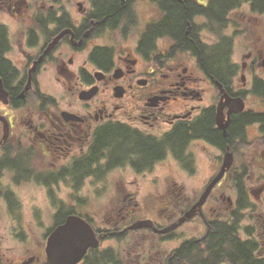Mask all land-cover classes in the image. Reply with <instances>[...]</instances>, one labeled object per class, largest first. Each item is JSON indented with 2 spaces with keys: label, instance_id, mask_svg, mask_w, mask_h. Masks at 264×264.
<instances>
[{
  "label": "flooded vegetation",
  "instance_id": "1",
  "mask_svg": "<svg viewBox=\"0 0 264 264\" xmlns=\"http://www.w3.org/2000/svg\"><path fill=\"white\" fill-rule=\"evenodd\" d=\"M254 2L0 0V212L12 218L0 223V264H42L74 216L100 240L79 264H171L184 242L205 251L225 229L264 262V0ZM93 209L116 215L98 225ZM14 230L28 247L19 260L1 252Z\"/></svg>",
  "mask_w": 264,
  "mask_h": 264
},
{
  "label": "water",
  "instance_id": "2",
  "mask_svg": "<svg viewBox=\"0 0 264 264\" xmlns=\"http://www.w3.org/2000/svg\"><path fill=\"white\" fill-rule=\"evenodd\" d=\"M0 91L4 92L1 84ZM208 191L203 195L198 205H201L204 201ZM187 215L189 216L190 213ZM185 219L184 217L178 223L167 226L162 232L174 230ZM153 224V221L149 219L140 221L136 226L152 227ZM99 244L100 240L90 223L81 217L74 216L67 223L56 229L49 237L46 246L47 260L42 264H79L88 249L90 247H98Z\"/></svg>",
  "mask_w": 264,
  "mask_h": 264
},
{
  "label": "trees",
  "instance_id": "3",
  "mask_svg": "<svg viewBox=\"0 0 264 264\" xmlns=\"http://www.w3.org/2000/svg\"><path fill=\"white\" fill-rule=\"evenodd\" d=\"M260 0H255L257 5ZM218 241H209L205 251L200 250L197 242L189 240L173 251L171 264H215L218 260H229L232 264H264L252 256L251 245L242 242L229 229L220 231ZM113 251H108L111 254ZM107 260V261H106ZM116 259L111 257L88 259L85 264H110Z\"/></svg>",
  "mask_w": 264,
  "mask_h": 264
},
{
  "label": "rangeland",
  "instance_id": "4",
  "mask_svg": "<svg viewBox=\"0 0 264 264\" xmlns=\"http://www.w3.org/2000/svg\"><path fill=\"white\" fill-rule=\"evenodd\" d=\"M111 201H112V198H109L108 202L111 203ZM91 202H93L94 205L105 204L106 203V197L105 198H99V197L97 198V197L94 196V197H92ZM92 215L95 218V223L96 224L103 225L106 221L114 219L116 214L115 213H111V212L102 211L101 209H98V210L93 209ZM10 219H12V218H9V216L4 215L3 212H0V223L9 224V222H11ZM182 229L188 233V232H190L191 228H190V226H185ZM195 231H196V229H193V232H195ZM14 232L16 233L17 230H14L13 233H9L10 237H7L6 242L3 245H1V247H3L1 252H6L8 255H11L13 260H19L21 258V256H22L21 254L24 253V249H26L28 247L26 245H17L15 242H13L14 239H12V238L15 237ZM33 232H34L33 236L34 237L37 236L39 238V234L40 233L35 234L34 230H33ZM37 232H41V231L39 230ZM149 237L150 236H145L146 239H148ZM10 240H12V241H10ZM156 241L160 242L158 240H156ZM156 241H155L156 246L162 248L164 251H166L168 249V247H170V248L173 247L174 248L177 245V243H178V241H173L172 245L169 246V243L160 245V243H157ZM112 243H113L112 245L114 246V248H116V249L112 248V250L116 251V252H119L120 250L118 248H121L122 246H120L119 244H117V242H114V241ZM35 247H36L35 245H30V249H32V250L36 249ZM4 262L8 263V261H6V260H4ZM157 264H161V262L159 260H157Z\"/></svg>",
  "mask_w": 264,
  "mask_h": 264
}]
</instances>
